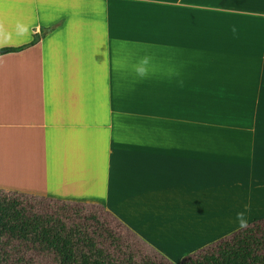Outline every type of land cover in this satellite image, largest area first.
<instances>
[{
	"label": "crops",
	"instance_id": "0c3cea01",
	"mask_svg": "<svg viewBox=\"0 0 264 264\" xmlns=\"http://www.w3.org/2000/svg\"><path fill=\"white\" fill-rule=\"evenodd\" d=\"M35 35L0 54V189L175 263L264 219V0H0V49Z\"/></svg>",
	"mask_w": 264,
	"mask_h": 264
},
{
	"label": "trees",
	"instance_id": "16d2710c",
	"mask_svg": "<svg viewBox=\"0 0 264 264\" xmlns=\"http://www.w3.org/2000/svg\"><path fill=\"white\" fill-rule=\"evenodd\" d=\"M0 264H264V219L175 263L102 205L0 189Z\"/></svg>",
	"mask_w": 264,
	"mask_h": 264
},
{
	"label": "bare ground",
	"instance_id": "6f19581e",
	"mask_svg": "<svg viewBox=\"0 0 264 264\" xmlns=\"http://www.w3.org/2000/svg\"><path fill=\"white\" fill-rule=\"evenodd\" d=\"M24 168H25V169H23V170H24V171L26 170V171H25L26 173H24L23 170H22L21 172L24 173L26 177H28V174H29V176H31V173L33 174V172H31L30 169H29L30 167L28 168L29 170L27 169V167H24ZM31 168H32V167H31ZM35 168H36V167H35ZM44 168H45V167H43V170H44ZM39 169H42V167L39 168ZM20 170H21V169H19V172H20ZM27 170H28L29 172H27ZM33 170L35 171V173L33 174V176H31V178H32V177H33V178H36V174H37L36 171H38V170H35L34 167H33ZM21 172H20V173H21ZM44 174H45V172H44ZM21 176H22V175H21ZM23 176H24V175H23ZM25 176H24L23 178H26ZM34 176H35V177H34ZM29 178H30V177H29ZM37 178H38V176H37Z\"/></svg>",
	"mask_w": 264,
	"mask_h": 264
}]
</instances>
